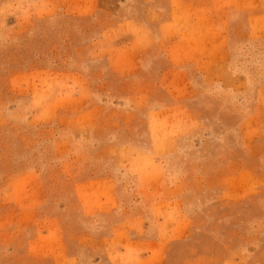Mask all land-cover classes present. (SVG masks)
Wrapping results in <instances>:
<instances>
[{
	"label": "rangeland",
	"instance_id": "obj_1",
	"mask_svg": "<svg viewBox=\"0 0 264 264\" xmlns=\"http://www.w3.org/2000/svg\"><path fill=\"white\" fill-rule=\"evenodd\" d=\"M0 264H264V0H0Z\"/></svg>",
	"mask_w": 264,
	"mask_h": 264
}]
</instances>
